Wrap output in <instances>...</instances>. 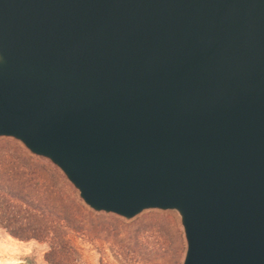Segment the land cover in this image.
I'll list each match as a JSON object with an SVG mask.
<instances>
[{
    "label": "water",
    "instance_id": "1",
    "mask_svg": "<svg viewBox=\"0 0 264 264\" xmlns=\"http://www.w3.org/2000/svg\"><path fill=\"white\" fill-rule=\"evenodd\" d=\"M96 212L175 210L182 264H264V0H0V138Z\"/></svg>",
    "mask_w": 264,
    "mask_h": 264
},
{
    "label": "rangeland",
    "instance_id": "2",
    "mask_svg": "<svg viewBox=\"0 0 264 264\" xmlns=\"http://www.w3.org/2000/svg\"><path fill=\"white\" fill-rule=\"evenodd\" d=\"M20 172L27 177L20 180ZM41 183L51 185L49 190L62 192L56 195L57 199L49 200L50 207L43 218V210L38 211L36 201L49 195ZM53 218L68 221L61 234L68 246L64 257L67 262L182 264L185 256L187 244L177 211L146 210L133 219L96 212L81 200L79 192L49 160L31 154L13 138H0V264H55L47 256L53 239H23L14 235H23L38 223Z\"/></svg>",
    "mask_w": 264,
    "mask_h": 264
},
{
    "label": "trees",
    "instance_id": "3",
    "mask_svg": "<svg viewBox=\"0 0 264 264\" xmlns=\"http://www.w3.org/2000/svg\"><path fill=\"white\" fill-rule=\"evenodd\" d=\"M27 175L28 174L23 172L17 174L20 180L26 178ZM27 182L33 184L31 179H27ZM41 184H42L41 186L46 189L45 190L46 194L49 195V197L45 198V196H43L39 199V201H36L38 205V211L43 210V212L40 214L41 218H43L45 214L44 212H46L47 208L50 207L48 204L49 200L51 198L57 199L58 197H56V195L62 192L61 190L59 191L49 190V188H51V185L43 184V183ZM38 185H40L39 181L35 183V186L38 187ZM67 224L68 221L67 219H65L64 221V218L47 219V223L40 222L34 228L28 229L27 232H25L23 235L19 233H15L14 235L23 239H37V240L53 239L54 243L51 245V250L47 254L49 261H53V263L55 264H75V262L74 263L67 262L66 259L64 258L66 256L65 252H67L68 246L61 239V234L65 232V229L68 227ZM132 252L134 256L137 255L136 250H133ZM58 257L60 260H57ZM176 264H180L179 261H177Z\"/></svg>",
    "mask_w": 264,
    "mask_h": 264
}]
</instances>
